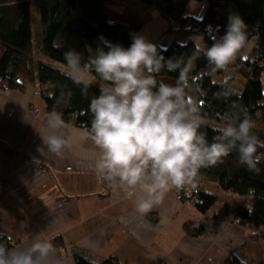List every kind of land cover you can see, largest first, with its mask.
Returning a JSON list of instances; mask_svg holds the SVG:
<instances>
[{
	"label": "crops",
	"instance_id": "0c3cea01",
	"mask_svg": "<svg viewBox=\"0 0 264 264\" xmlns=\"http://www.w3.org/2000/svg\"><path fill=\"white\" fill-rule=\"evenodd\" d=\"M124 1L108 5L110 20L162 47L182 42L174 33L177 23L141 0L136 6ZM206 9L205 2H190L187 15L200 19ZM39 92L28 84L0 88V236L11 242L10 250L40 233L53 245L54 264H75L76 256L97 264L110 258L121 264H228L233 258L256 264L264 256L263 242L233 224L241 200L214 183L205 188L212 184L224 199L208 213L180 201L172 188L145 214L133 196L97 175L98 149L82 128L63 123L60 134L68 146L60 156L47 152L40 133L49 134L51 113Z\"/></svg>",
	"mask_w": 264,
	"mask_h": 264
},
{
	"label": "trees",
	"instance_id": "16d2710c",
	"mask_svg": "<svg viewBox=\"0 0 264 264\" xmlns=\"http://www.w3.org/2000/svg\"><path fill=\"white\" fill-rule=\"evenodd\" d=\"M123 1L38 0L43 56L66 65L63 53L68 49L79 51L87 59L89 53L86 45L93 50L98 47L107 50L117 43L123 47L130 46L132 27L123 21L110 20L107 13L108 5ZM141 1L166 21L177 23V31L187 38L185 43L173 40L165 47L153 44L165 61L168 58L179 59L183 61L182 66L189 67L187 75L192 85L189 96L198 100L200 118L204 117L210 123L201 122L200 127L208 141L213 140L216 135L214 129L224 123L225 115L242 116L246 110L255 123L252 132L264 142V130L256 127L260 121L264 122V0ZM190 2L207 3L202 18L196 19L186 14ZM30 8L31 0H0V79L12 90L24 89L25 84L39 88L49 113L56 112L64 123L86 131L91 121L88 105L92 96L98 94L100 86L89 83L84 94L82 86L74 84L63 71L39 58L32 46L34 34ZM232 13H238L247 25L248 45L253 43L251 53L245 52L248 47L242 49L226 69L213 73L205 57L194 55L196 45L210 47L214 38L224 34L228 15ZM216 26H219L218 32L215 31ZM228 67L238 69V73L245 78L242 90L232 86L233 78L226 76ZM87 74L102 82L95 72ZM178 76V70L169 72L165 68L157 74L156 79L176 81ZM225 86L233 90L232 94L218 96ZM258 154L264 157V148H259ZM258 167L259 173L248 171L239 163L237 152L232 151L217 165L201 168L193 186L179 189L182 194L179 200L186 202L195 198L193 206L201 213H208L216 207L219 198L207 191L205 185L216 184L224 193L241 200L235 210L233 224L247 229L252 237L264 244V158ZM194 186L197 191L191 193ZM175 190L178 197V189ZM236 220L239 223L236 224ZM0 244L9 250L12 248L11 242L3 236H0ZM75 264L97 263L85 256H76ZM101 264L121 263L110 258ZM228 264L244 263L233 258ZM256 264H264V256L257 259Z\"/></svg>",
	"mask_w": 264,
	"mask_h": 264
},
{
	"label": "clouds",
	"instance_id": "9594fccd",
	"mask_svg": "<svg viewBox=\"0 0 264 264\" xmlns=\"http://www.w3.org/2000/svg\"><path fill=\"white\" fill-rule=\"evenodd\" d=\"M246 30L238 13L229 14L224 34L214 38L210 47L196 45L194 55L205 57L213 73L226 69L242 49L251 47ZM131 41L128 47L117 43L107 50L86 45L87 59L75 49L63 53L64 75L82 86L84 94L89 87L85 73L95 72L102 81L98 94L90 99V127L84 133L98 149L93 162L97 175L133 196L137 211L146 214L170 189L193 186L201 168L217 165L232 151L248 171L259 173L264 157L258 149L264 148V142L252 132L255 123L246 110L242 116L225 115L209 142L200 131V104L189 96V67L179 59L165 61L157 46L139 33ZM165 68L179 71L174 84L156 79ZM232 92L225 86L218 96ZM63 123L60 114L52 112L45 125L49 134L40 133L47 152L57 156L69 143L60 134ZM37 150L45 153L44 147ZM0 264H54L53 245L40 233L15 250L0 244Z\"/></svg>",
	"mask_w": 264,
	"mask_h": 264
},
{
	"label": "rangeland",
	"instance_id": "374dc122",
	"mask_svg": "<svg viewBox=\"0 0 264 264\" xmlns=\"http://www.w3.org/2000/svg\"><path fill=\"white\" fill-rule=\"evenodd\" d=\"M128 2H130V6H136L138 4L139 5L143 4L139 0H128ZM121 3L122 2H120L119 4H121ZM196 3H202V2H196ZM188 6H189V4H188ZM187 9H188V7H187ZM187 9H186V14H187ZM30 12H31V23H32V28H33V34H34L33 35V40H32V46H33V49L35 50V53L37 55H39V58L42 59L44 62L50 64L51 66H53V67H55V68H57V69H59V70H61L63 72H65L66 65L60 64L58 62H55V61L50 60V59H48V58L43 56V53H42V32H41L42 24H41V21H40V8H39V5H38V0H31ZM177 30L178 29H176L174 33L179 34L180 39L182 40V42L185 43L187 41L186 36L182 35ZM168 31H169V29H168ZM249 45L252 47L253 43H250ZM251 47L250 48H246L245 52L247 51L246 53H249L251 51V49H252ZM226 76L233 78V81H232V86L233 87H235L238 90H242L243 89V87H244V85L246 83V80H245V78L242 75H240L238 73V69H235L234 67H228V69L226 71ZM84 78L87 79L89 81V83H93L95 85L101 86L102 82H99L97 79H95L94 77H92L91 75H89L87 73L84 74ZM161 80H163L166 83H171V84H174L176 82V81L170 80V79H161ZM262 81H263V85H264V77L262 78ZM0 88L2 90H4V85L0 86ZM202 118L204 120L206 119L204 117H202ZM202 118H200L202 123L210 124L209 121H206V120L204 121ZM256 127H259L260 129L264 130V122L260 121V123H258L256 125ZM209 186H212V184H210ZM209 186H208V188L210 189V191H212L211 193H214V195H216V196H218V198H220L219 199L220 201H223L224 197L220 193H217V188L214 189V188H211ZM257 250L258 251L255 252V253L259 252L258 248H257Z\"/></svg>",
	"mask_w": 264,
	"mask_h": 264
},
{
	"label": "built area",
	"instance_id": "2783aa9c",
	"mask_svg": "<svg viewBox=\"0 0 264 264\" xmlns=\"http://www.w3.org/2000/svg\"><path fill=\"white\" fill-rule=\"evenodd\" d=\"M4 84H3V82H2V79H0V86H3ZM4 90L5 91H8L9 89H8V87L7 86H5L4 85ZM180 189H182V188H180ZM197 191V189L195 188V186L192 188V191H191V193H193V192H196ZM189 192V191H188ZM182 198V194H181V192L179 193V189H178V199H181ZM188 204H191V205H193L194 204V202H195V198L194 199H191V200H189V201H186ZM237 223H239V220H236V224Z\"/></svg>",
	"mask_w": 264,
	"mask_h": 264
}]
</instances>
